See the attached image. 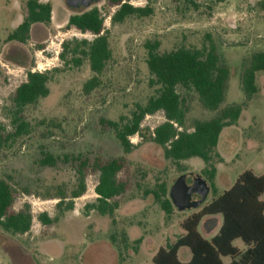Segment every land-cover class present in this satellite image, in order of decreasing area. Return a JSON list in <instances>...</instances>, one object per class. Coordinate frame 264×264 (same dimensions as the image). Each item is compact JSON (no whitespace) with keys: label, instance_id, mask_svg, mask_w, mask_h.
Listing matches in <instances>:
<instances>
[{"label":"rangeland","instance_id":"obj_1","mask_svg":"<svg viewBox=\"0 0 264 264\" xmlns=\"http://www.w3.org/2000/svg\"><path fill=\"white\" fill-rule=\"evenodd\" d=\"M28 0H0V120L12 131L9 116L16 89L27 80L29 71L51 72L50 94L25 115L31 133L12 150L0 152V180L11 177L15 189L13 211L30 205L34 217L31 230L14 235L0 228V264H154L152 256L161 246L172 244L183 234L182 222L209 203L210 193L197 209L174 212L167 217L155 202L152 191L165 184L168 192L183 175H200L209 165L199 158L179 166L164 158L163 149L153 143V130L165 121L159 112L142 123V136L131 137L136 148L125 154L113 130L102 127L100 119L119 121L130 117L138 104L144 105L154 94L149 85L146 43H160V52L202 48L215 43L231 68L224 109L245 101L241 78L250 56L264 51V0H227L214 4L197 0L198 10L184 1L154 0V14L144 19L129 18L112 25L118 7L100 0L80 12L61 11L60 0H42L52 4V21L31 29L26 44L8 42L9 34L27 15ZM133 7H145L147 0H128ZM97 8L110 31L113 59L102 76V85L91 94L83 87L93 76L86 62L76 66L60 58L62 44L73 40L92 41L94 36L68 27L72 15ZM211 37V39L209 38ZM259 92L248 102L236 125L223 130L214 150L212 164L217 168L215 186L219 193L233 185L246 170L264 174V74L257 73ZM185 128L192 131L197 120H209L217 113L205 110L196 95L189 97ZM125 156L128 164L119 175L128 183L127 192L118 199L113 218L102 217L85 207L96 201L98 173L90 172L87 191L74 200L72 211L59 214L56 198L59 189L70 193L76 188L71 164L58 162L54 167L41 165L43 154ZM264 199V195L262 197ZM66 201H69L67 199ZM46 213L52 225H44L38 216ZM209 217L203 219L205 221ZM205 236L208 231L199 226ZM136 240H140L138 245ZM237 244L242 247L241 241ZM187 250V249H185Z\"/></svg>","mask_w":264,"mask_h":264},{"label":"trees","instance_id":"obj_2","mask_svg":"<svg viewBox=\"0 0 264 264\" xmlns=\"http://www.w3.org/2000/svg\"><path fill=\"white\" fill-rule=\"evenodd\" d=\"M184 1L194 10L199 9L197 0ZM221 4L227 0H202ZM109 6L118 7L111 18L112 25L122 24L129 18L144 19L154 14V0H147L145 7H133L124 0H108ZM27 15L22 23L8 36V42L26 44L31 29L35 25H49L52 21L53 7L42 0L27 1ZM264 10V1L259 3ZM68 27L83 34L94 36L92 41L73 40L62 44L60 58L66 64L76 66L88 63L94 76L85 83V94H91L102 85V76L113 59L109 41L110 31L105 28V19L99 9L94 8L72 15ZM211 39V37H209ZM146 64L150 73L149 85L154 94L144 105L138 104L130 117L122 116L119 121L100 119L101 126L113 130L125 154H130L136 146L131 137L142 136V123L147 116L159 112L165 121L157 126L151 135L153 143L163 149L164 158L177 166L192 158H199L208 168L203 174L210 183L213 199L192 213L182 222L183 234L174 243L161 246L152 262L154 264H264V174L254 170L243 172L227 190L219 193L215 186L217 168L212 164L214 150L220 136L227 127L236 125L248 102L259 92L257 73L264 74V51L254 53L245 62L242 73V86L246 96L244 102L221 109L225 100L231 68L211 42L202 48H177L169 52H160V43L148 42ZM51 72L29 71L26 82L22 83L12 97L10 124L12 131L0 120V152L12 150L24 137L31 133L30 123L25 111L35 106L41 99L49 96ZM196 95L201 106L217 113L209 120H197L192 131L186 126L189 113V97ZM71 164L76 176V188L69 198L59 189L56 209L63 214L74 209V200L85 195L86 179L90 172L99 174L95 187L97 199L85 207L86 212H95L102 217L113 218L119 209L118 199L128 190V183L119 178L128 164L125 156L92 157L90 154L64 155L63 158L44 153L41 165L54 167L58 162ZM10 179L0 180V228L14 235L28 233L33 224L30 205L26 204L14 212L15 189ZM155 202L169 217L175 210L167 186L163 183L151 192ZM69 199V201H66ZM222 218L216 235L206 238L199 226L206 217ZM44 225H52L59 217L51 219L46 213L38 216ZM237 241H241L240 247ZM140 244V240L135 241ZM181 249H188L191 258L182 262Z\"/></svg>","mask_w":264,"mask_h":264},{"label":"water","instance_id":"obj_3","mask_svg":"<svg viewBox=\"0 0 264 264\" xmlns=\"http://www.w3.org/2000/svg\"><path fill=\"white\" fill-rule=\"evenodd\" d=\"M67 4L76 8L81 4L85 9L90 8L97 0H66ZM210 186L200 175L187 174L179 180L169 191V198L176 210L187 211L199 208L207 199ZM218 219H213L212 231L217 228Z\"/></svg>","mask_w":264,"mask_h":264},{"label":"crops","instance_id":"obj_4","mask_svg":"<svg viewBox=\"0 0 264 264\" xmlns=\"http://www.w3.org/2000/svg\"><path fill=\"white\" fill-rule=\"evenodd\" d=\"M19 26V25H18ZM232 186V185H231ZM230 186V187H231ZM229 187V188H230ZM228 188V189H229ZM227 190V189H226ZM225 191V190H224ZM215 218H217L218 219V226H217V228H215L213 231H212V223H213V219H215ZM221 223H222V218L220 217V216H217V217H209L208 219H206L205 221H202V227H205L206 226V229H207V231H208V235L209 236H205L204 234V236L206 237V238H212L214 235H216V233H217V231H218V229H219V227L221 226ZM237 244V243H236ZM159 249V248H158ZM157 249V250H158ZM157 252V251H156ZM155 252V253H156ZM155 253L153 254V256L155 255ZM153 256H152V259H153ZM179 257H180V259H181V261L182 262H187V261H189L190 260V258H191V254H190V251L187 249V250H185V249H181L180 250V252H179Z\"/></svg>","mask_w":264,"mask_h":264},{"label":"flooded vegetation","instance_id":"obj_5","mask_svg":"<svg viewBox=\"0 0 264 264\" xmlns=\"http://www.w3.org/2000/svg\"><path fill=\"white\" fill-rule=\"evenodd\" d=\"M61 1V3H62V7H61V11H65V10H67V11H72V12H80V11H82V10H84L85 8L81 5V4H79V6L78 7H76V8H73V7H71V6H69L68 4H67V1L66 0H60ZM100 0H97V2H95L94 4H97L98 2H99ZM107 2H108V0H107ZM124 2H128V0H124ZM49 3V2H48ZM129 3V2H128ZM93 4V5H94ZM92 5V6H93ZM77 14H79V13H77Z\"/></svg>","mask_w":264,"mask_h":264}]
</instances>
